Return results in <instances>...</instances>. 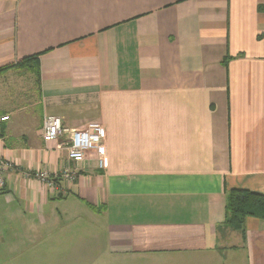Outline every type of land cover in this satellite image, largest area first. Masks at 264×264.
<instances>
[{
    "label": "crops",
    "instance_id": "0c3cea01",
    "mask_svg": "<svg viewBox=\"0 0 264 264\" xmlns=\"http://www.w3.org/2000/svg\"><path fill=\"white\" fill-rule=\"evenodd\" d=\"M18 64L0 264H264V221L224 225L227 191L264 195V0H0V68ZM44 116L100 124L104 167L36 179L75 168Z\"/></svg>",
    "mask_w": 264,
    "mask_h": 264
},
{
    "label": "built area",
    "instance_id": "2783aa9c",
    "mask_svg": "<svg viewBox=\"0 0 264 264\" xmlns=\"http://www.w3.org/2000/svg\"><path fill=\"white\" fill-rule=\"evenodd\" d=\"M9 120L8 116L0 117V124ZM41 136L45 144L56 143V149L66 150L67 160L74 165V170L65 169L58 175L37 171L34 175L41 183L54 187V181L61 177L69 182H74L78 177V167H82L87 155L94 154L97 167L102 169L105 162V130L98 123H90L79 130H68L62 126L59 117L44 116L41 125ZM62 137H65L63 140ZM9 163L0 159V171H8ZM3 183L0 179V186Z\"/></svg>",
    "mask_w": 264,
    "mask_h": 264
},
{
    "label": "trees",
    "instance_id": "16d2710c",
    "mask_svg": "<svg viewBox=\"0 0 264 264\" xmlns=\"http://www.w3.org/2000/svg\"><path fill=\"white\" fill-rule=\"evenodd\" d=\"M32 62H35L37 70V58L29 57L22 60V63H29L28 68L34 69ZM21 64L19 65V67ZM18 67V65H8L0 68V73ZM226 206L224 225L231 230L241 234L242 239H245V221L247 218H255L264 221V195L251 193L245 190H230L226 193Z\"/></svg>",
    "mask_w": 264,
    "mask_h": 264
},
{
    "label": "rangeland",
    "instance_id": "374dc122",
    "mask_svg": "<svg viewBox=\"0 0 264 264\" xmlns=\"http://www.w3.org/2000/svg\"><path fill=\"white\" fill-rule=\"evenodd\" d=\"M19 65H20V64H18V67H19ZM21 65H23V64H21ZM16 68H17V67H16ZM1 73H2V72H1ZM23 74H24V73H23Z\"/></svg>",
    "mask_w": 264,
    "mask_h": 264
}]
</instances>
